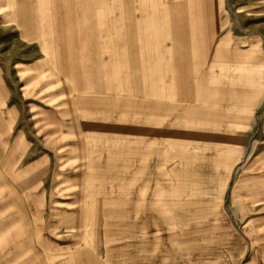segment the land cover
Returning <instances> with one entry per match:
<instances>
[{
	"label": "crops",
	"instance_id": "obj_1",
	"mask_svg": "<svg viewBox=\"0 0 264 264\" xmlns=\"http://www.w3.org/2000/svg\"><path fill=\"white\" fill-rule=\"evenodd\" d=\"M0 31V147L34 217L0 228V264H114L141 235L110 228L205 180L252 245L235 264H264V0H0Z\"/></svg>",
	"mask_w": 264,
	"mask_h": 264
},
{
	"label": "rangeland",
	"instance_id": "obj_2",
	"mask_svg": "<svg viewBox=\"0 0 264 264\" xmlns=\"http://www.w3.org/2000/svg\"><path fill=\"white\" fill-rule=\"evenodd\" d=\"M4 35L5 31H0V50L4 48ZM3 141L2 131L0 144ZM3 154L4 149L0 147V228H7L14 221L31 220L34 217L30 212L15 210L20 209L24 201L20 195H14L16 191L7 179ZM229 183L221 181V186L229 187ZM212 185V180H205L203 196H181L183 203L178 205H168V200L148 204L147 208H142V205L141 226L138 228L133 227L132 222H128L123 228H110V234L141 235L140 239H125L124 243L109 245L108 250L120 254L119 258L122 260H115L113 263L235 264V257H243L244 252L251 250L252 245L250 241L246 242L240 227L232 224L226 211L228 196H222L218 201L211 194ZM168 208L171 210L168 211ZM28 231L30 237L35 235L33 226L28 227ZM240 262L238 259L237 264Z\"/></svg>",
	"mask_w": 264,
	"mask_h": 264
}]
</instances>
